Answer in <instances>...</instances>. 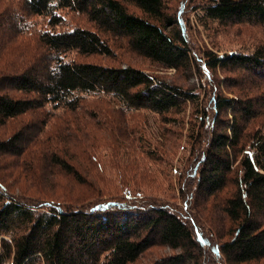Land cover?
Here are the masks:
<instances>
[{
	"label": "trees",
	"instance_id": "trees-1",
	"mask_svg": "<svg viewBox=\"0 0 264 264\" xmlns=\"http://www.w3.org/2000/svg\"><path fill=\"white\" fill-rule=\"evenodd\" d=\"M196 1L203 11L201 25L252 19L264 23V0ZM169 3L0 0V129L3 134L12 132L0 138V162L9 171L0 173V264H133L157 245L178 254L156 264H208L200 256L206 247L222 264L263 263L264 93L256 92L262 78L256 79L264 70V48L222 54L198 48L203 51L201 67L193 58L194 42L187 38L186 25L170 12ZM98 56L117 64L86 61ZM139 59L148 61V67L138 66ZM182 65L211 72L213 84L221 71L239 76L223 78L241 95L215 94L211 110L207 104L211 98L202 99L197 89L154 74L179 72ZM107 98L126 111L146 109L164 119L180 114L188 103L194 105L195 128L186 143L193 154L202 155L204 167L194 194L211 202L213 210L205 215L219 223L220 234L209 241L202 228L191 223L190 214L184 218L166 206H153L158 213L154 215L148 213L151 203L102 198L114 192L104 191L112 180L103 174L84 180V173L94 171L97 164L105 170L111 166L98 149L112 151L119 162L125 158L121 169L127 176L118 180L119 187L138 190L142 177L156 179L157 170L133 153L138 146L132 132L145 127L133 120V129L129 128L122 112L103 103ZM107 111L114 120L108 119ZM225 112L229 116L221 117ZM155 131L151 135L157 147L151 151L145 145L143 152L166 166L170 153L180 149V138L176 131L170 136L161 127ZM77 155L83 156L82 162L75 166L66 162V157L74 160ZM63 180L69 190L63 188ZM77 184L88 191L77 194ZM15 188L21 196L33 191L32 195L53 199L39 204L31 196H15L11 193ZM123 195L131 199L130 194ZM61 198L81 208L74 203L65 207ZM139 212L147 214L138 218ZM224 227L231 230L224 232ZM142 229L147 231L143 235Z\"/></svg>",
	"mask_w": 264,
	"mask_h": 264
},
{
	"label": "rangeland",
	"instance_id": "rangeland-1",
	"mask_svg": "<svg viewBox=\"0 0 264 264\" xmlns=\"http://www.w3.org/2000/svg\"><path fill=\"white\" fill-rule=\"evenodd\" d=\"M198 2L196 0H170L169 8L171 13H175V15H178L183 21V23L186 25V32L188 40H193L194 44H191L193 46V54L195 55V60L200 64L202 67L203 60L201 58V53L198 48L201 49H212L214 51H217L218 53H230L232 51H244V52H252L257 49L264 48V23L259 22L255 19H252L253 21L246 20L245 22L241 23H229L227 25L220 24L219 22L215 23H209L207 25H201V22H199V14H202V9H200L198 6ZM134 10V9H133ZM137 14L141 15L140 11H136ZM68 20L70 23H75V20L72 19V16H69ZM73 21V22H72ZM72 25V24H71ZM70 25V27H71ZM191 34V35H190ZM192 42V43H193ZM191 43V41H190ZM203 52V51H201ZM83 60V59H81ZM86 61H94L96 63H101L105 65H116L117 63L114 61V59H110L103 56H98L95 58H89L86 59ZM138 66L142 68H147L149 65V62L146 60L139 59L138 60ZM185 65L181 66V70L179 72H176L174 70H160L154 72L155 75L160 76L162 79L166 80V82H171L172 84H177L179 86H184V88H194L197 89L198 92L202 94V99L211 98L207 101V104L210 106L211 110L214 108L213 104V96L216 94H219L222 97H230V95H237L240 96V91L238 88H230L227 83V79L223 78L224 76H228L230 79H235L236 77H239L237 75L226 73V71L218 72L217 76L218 79L216 80V86H214L213 81L214 77L212 76L211 72L205 71V69L202 71L201 67L199 68L192 67L188 69H185ZM246 75V74H245ZM262 78V80H261ZM261 80V81H260ZM256 81H260L261 85L260 90L256 91L258 93H264V70L262 71V76H258ZM229 89V90H228ZM232 91V94L229 91ZM207 95V96H206ZM206 96V97H205ZM109 99V100H108ZM111 101V103H110ZM95 103V100L89 101V104ZM103 103L106 106H109L110 108L113 107L115 110H119L122 112L123 115H125L127 121H129L128 127L130 128L133 126V123H139L138 126L142 125L145 128L144 131L139 132H132V138L135 140L136 147L135 151H133L136 158H138L140 161L144 163V165H149L154 170H157V174L155 176V181L151 182L148 180V178L141 179V183H139L138 186H141L140 189L136 190L132 187H119V179L122 177L127 176V172L123 169H121V165H123L124 157L122 156V161L119 162L118 159H116L113 155V152L110 150H104V149H98L99 151L103 152L102 154L105 155L104 159H108V163L111 164L110 167H108L106 170L101 167V165L97 164V168L94 171H89V173H84L86 176L84 180H89L93 178L96 174H103L102 176L106 177L109 180H112L107 186H105L104 191H113L110 194L105 193L102 198H108V199H121L125 200L127 202L131 201H144L146 204H149L151 206V210L148 213H153L154 215H158V213H154L153 210L154 207H160V206H166L167 209L172 210L174 213L181 215L185 218L186 214L187 216L190 214L193 218L192 224L198 225L199 228H202V231L205 233L206 236L210 239H213V237L220 234L219 232V223L217 224L214 222V220H210L208 215H205L209 209L213 210L211 207V202H203L202 196H197L194 194V188L195 185L198 183V178L202 171L204 169L201 161H202V155H195L193 154V150H191V146L186 143V136L192 133V128H195L194 126V114H193V106L190 103L187 104L186 108L182 110L180 114H169L167 115L166 119L164 117L149 113L148 110L142 109L139 112L137 111H126L119 105L117 101H114V99L107 98L103 101ZM112 109V108H111ZM210 110L209 119L210 121L214 120V115L212 114V111ZM260 112H264V107L261 109ZM106 115H108L109 120H114L115 115L112 114V112L107 111ZM229 116V112H225V114L221 115V117H227ZM99 118V117H98ZM170 118V119H169ZM176 119L175 121H173ZM68 122L67 124L70 126L71 124L69 121L72 120V117L68 116L67 118ZM134 120V122H133ZM261 120L264 121V113L261 117ZM260 120V121H261ZM55 121V120H53ZM51 121V122H53ZM58 121V120H57ZM172 121V122H171ZM157 127H161L162 131L165 135L170 136L173 132H177L180 138L179 145L180 149L178 148L176 151H174L173 154L170 153V160L169 163L166 164V166L163 164V161L161 160H152L148 156V152H143L144 148L147 150V148H150V150H154L155 147H157L158 143L155 139H153V135H151L152 132H156L155 129ZM260 127L264 130V124L260 125ZM131 129H133L131 127ZM209 130H212L209 128ZM4 128L0 129V138H6L11 135L12 132L4 133ZM142 135V138L140 139V136ZM137 138H139V142H137ZM150 145L149 147H144L145 145ZM185 148V149H184ZM197 152L199 149H195ZM150 152V151H149ZM196 152V153H197ZM200 154H202V151H200ZM82 155H77L76 159H67L66 162L69 163L72 166H75L77 163L76 161L82 162L83 161ZM75 168V167H74ZM8 170L3 167V165L0 162V173L1 174H8ZM53 178H58V175H53ZM32 178H36L39 180L45 179L43 175H34ZM66 179H73L71 175H66L64 177ZM134 178L137 179L138 175H134ZM60 180V179H59ZM74 180V179H73ZM62 183V186L64 189L69 190L67 183L63 180L60 181ZM118 187V188H115ZM103 188V186H102ZM184 190L183 191L181 190ZM76 193L79 194V192H82L84 190L88 191L85 187H83L80 184H77L75 187ZM101 189L96 188L95 191H99ZM137 193H136V192ZM60 192V191H58ZM11 193H15L18 197L29 199L31 196L34 202L36 203H44L47 202L53 198H49L47 196H44V198H41L40 196L32 195L33 191H31L30 195L21 196L19 193L20 191L15 188L14 190H11ZM74 193V194H76ZM130 194L131 199L125 198L126 196L123 194ZM136 193V194H135ZM117 195V196H116ZM107 196V197H106ZM109 196V197H108ZM184 197V198H183ZM96 198V197H95ZM63 198L59 200L60 202H63L64 206H70L73 203V207L75 208H81L80 206H77V203L75 202H68L63 201ZM58 200V199H55ZM206 200V199H205ZM89 202V201H88ZM70 204V205H69ZM154 206V207H153ZM49 208V207H48ZM136 212V211H135ZM135 214V213H134ZM138 214V213H137ZM147 212H139L138 218H143ZM93 217V216H92ZM118 217V216H116ZM135 217V216H134ZM136 218V217H135ZM187 222V221H186ZM191 223H188L190 225ZM231 230L230 228L227 229V227H224L223 231L227 232ZM142 235L145 234L147 231L144 229L141 230ZM158 238V237H157ZM229 236H225V239H228ZM156 239V238H155ZM208 247L203 249V252L200 254L202 258H205L207 260L208 264H222V262H218L215 257H212L213 254H209L210 251H208ZM178 254L177 250L171 249L169 247H163V246H152L148 248L145 253H143L142 256L138 259L137 262L133 264H156L160 260L168 261L172 255ZM166 259V260H165ZM164 262L160 263L163 264ZM260 264H264L261 262Z\"/></svg>",
	"mask_w": 264,
	"mask_h": 264
}]
</instances>
